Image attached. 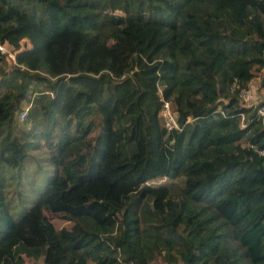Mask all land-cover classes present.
<instances>
[{
    "label": "trees",
    "instance_id": "1",
    "mask_svg": "<svg viewBox=\"0 0 264 264\" xmlns=\"http://www.w3.org/2000/svg\"><path fill=\"white\" fill-rule=\"evenodd\" d=\"M0 43V164L32 179L0 182L5 264H264V100L237 96L264 86V0H0Z\"/></svg>",
    "mask_w": 264,
    "mask_h": 264
},
{
    "label": "rangeland",
    "instance_id": "2",
    "mask_svg": "<svg viewBox=\"0 0 264 264\" xmlns=\"http://www.w3.org/2000/svg\"><path fill=\"white\" fill-rule=\"evenodd\" d=\"M20 45L23 46V43L22 41L20 42ZM11 52H13V58H14V53L15 51L12 50ZM6 60L8 61V63H11V60L8 58H6ZM10 60V61H9ZM253 78L248 82L247 84V88L251 91L252 95H253V98H254V101L255 102H258V101H263L264 100V86H261L260 85V82H261V77L263 76V73L261 70H254L253 71ZM32 85H30L29 87V91L27 93L28 97L29 98H32L34 93L30 92V89H31ZM41 89L43 90V92H46V86H42ZM37 90H40L38 87H37ZM239 103L241 105H243L244 103L239 101ZM29 105L27 102H22L21 103V110L18 111L16 113V118L13 120V125L14 127H20L22 126L21 123L24 122L25 120V117L24 119H20V114H21V111L22 110H25L26 108H28ZM25 108V109H24ZM26 116V115H25ZM23 129H26L28 128V125L24 124L23 127H21ZM14 129H12L10 131V126L9 127H4L3 128V131L2 133H6L9 131V133H12ZM4 135L0 136V147H1V139ZM46 148H48L44 142H41L40 144V150H38V152L36 153H32V155L34 156L35 160L30 164L29 167H31L30 172H32V174H35L33 173V170L36 171V174H40L42 173V175H36L35 178H37V180L39 179H43L45 177H47L49 174H50V171H51V168H50V164L48 162V153L46 152ZM39 168V170H38ZM17 176H18V173H17V169L16 168H9V167H6L5 165L3 164H0V182L4 184V188H8L9 191L11 190H15V193L18 192L21 188V186H23V184L25 185L27 182L31 181L32 179H30L29 177H23L20 181H18L17 179ZM47 179L45 180L44 183L41 184V182H36L34 184V190L33 192L30 194V197H31V201L32 199H34V196L37 195V193H40V189L42 188V186L45 185ZM174 182H177L178 180L175 179L173 180ZM18 182V185L16 184ZM23 184H22V183ZM169 180L165 179V178H162V179H156L154 180L153 182H151L152 184H166L168 183ZM34 201V200H33ZM23 202V201H21ZM32 204L29 203L27 206L23 203H17L16 207H14L12 209V213L13 215L14 214H21V212L26 209V207H29L30 205ZM44 217L46 219L47 222H44V226L46 227L47 225L46 224H52L55 228H59V227H67L71 224L70 221H65V220H62V219H58L56 217H51L50 216V213L49 212H46L44 211ZM0 264H5V259L3 260L1 257H0ZM23 264H41V259H38V260H27V259H24L23 260ZM150 264H164L159 256H156L154 255L152 257V261Z\"/></svg>",
    "mask_w": 264,
    "mask_h": 264
},
{
    "label": "built area",
    "instance_id": "3",
    "mask_svg": "<svg viewBox=\"0 0 264 264\" xmlns=\"http://www.w3.org/2000/svg\"><path fill=\"white\" fill-rule=\"evenodd\" d=\"M0 54L4 55L7 59L9 58L11 62H14L13 58V52L10 50H7L3 44L0 43ZM9 60V61H10ZM239 101L243 102V106L246 107H255L258 102L254 101L253 95L251 91L246 87V88H241L238 90L237 93ZM25 112L26 110L21 111L20 114V119H24L25 117ZM257 115L263 117L264 115V106H260L257 109ZM159 117L162 119L163 125L166 127L167 130L169 129H175L177 128L176 120H175V115L171 110L170 104L168 101H162V106L159 111ZM124 264H130V263H124Z\"/></svg>",
    "mask_w": 264,
    "mask_h": 264
},
{
    "label": "clouds",
    "instance_id": "4",
    "mask_svg": "<svg viewBox=\"0 0 264 264\" xmlns=\"http://www.w3.org/2000/svg\"><path fill=\"white\" fill-rule=\"evenodd\" d=\"M12 63V62H11ZM25 109V108H24ZM26 111H27V108L25 109ZM23 111V110H22ZM25 114H26V112H25ZM158 116H159V114H158Z\"/></svg>",
    "mask_w": 264,
    "mask_h": 264
}]
</instances>
